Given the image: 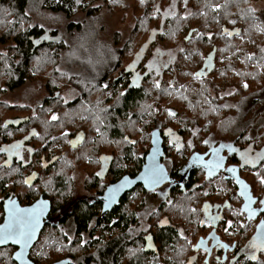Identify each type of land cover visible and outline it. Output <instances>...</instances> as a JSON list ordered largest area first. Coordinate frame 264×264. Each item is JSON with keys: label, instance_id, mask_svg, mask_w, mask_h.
I'll list each match as a JSON object with an SVG mask.
<instances>
[{"label": "flooded vegetation", "instance_id": "af4514ba", "mask_svg": "<svg viewBox=\"0 0 264 264\" xmlns=\"http://www.w3.org/2000/svg\"><path fill=\"white\" fill-rule=\"evenodd\" d=\"M51 1L57 4L61 0ZM207 1H211L218 10L229 7L230 16H236L234 4L237 0ZM29 2L23 15L24 20L16 22L21 27L19 35L28 37L33 46L32 51L38 47L45 49L50 45H63L65 48L62 49V54H57L56 57L66 60V63L62 61V67L54 71L56 74L50 79L55 81L52 90L47 89L45 78L40 75L30 76L14 91L0 85V227L6 219V207L9 205L14 204L17 209L31 208L38 201L45 202L44 209L49 205L50 212L43 219L44 226L38 242L30 251V259L37 248L45 247L43 239L46 236L54 237L55 250H61L65 246L70 254L63 257L58 255L45 264L63 260H69L70 264H85L81 252H90L92 256L96 250L95 243L98 246L101 242L106 245L114 237L121 236L123 230L142 236L141 250L134 246L127 247L128 259L142 256L144 264H157V258H162L152 233L157 219L159 229L172 228L183 236V241L188 244L193 242L191 254H182L177 260H173L169 254L167 264H248L252 257L258 256L260 252L264 253V247L251 246L256 237L264 235L259 227L264 222V203H261L264 201V185L261 187L255 184L259 191L254 192L251 184L252 165L245 164L241 156L245 152L250 157L259 153L254 150L251 138L243 141L244 134H231L229 130H224L226 125L221 121L214 122L213 127H207L209 124L201 123L197 118L177 116L166 104L165 116H160L162 111H158L156 106L145 104L144 109L149 108L147 112L152 113L153 117L144 118L146 123L139 121L132 136L126 134L122 121H118L117 130H110L108 127L109 120L113 117L106 115L111 114L112 107L119 105L112 90L122 92L123 96L127 89L145 86L151 89L152 84L155 86L162 83L163 79L165 82L170 80L169 87L173 88L172 66L180 48L158 44L156 40L159 35L151 29V34L147 35L134 53L129 54L127 65L113 71H101L100 78L90 81L97 84L94 87L106 94L110 93L108 96L112 99L94 96L85 99L76 88V67L88 64L75 62L78 59L76 45L79 39L76 25L81 24L86 28L90 19H96L101 13H110L101 9V4H90L89 0H74V10L80 9L75 18L84 15L81 6L89 5L86 13L91 11L92 14L85 16L89 19L88 23L67 21L66 30L72 35V41L70 35L69 39L64 38L58 27L53 24V27H49V20L53 22V16L63 15L62 12L46 9L47 0ZM173 2L176 3V15L172 11ZM145 5V12H155V16L159 18V34L163 33L161 27L166 20L189 12L187 0H170L163 6L157 5L154 10H150L147 3ZM242 10L244 18L255 20L262 12L264 16V0H245ZM121 13H124L123 9L117 15ZM226 17L225 15L224 19ZM14 19L15 16H11L9 20ZM237 27L235 20L230 24L222 23L221 37L214 42L221 47L220 50L227 53L221 54L220 59H245L246 66H249L253 57L250 49L237 53V44L232 43L242 32ZM206 35L213 39L210 34ZM123 37H120L119 43L122 46L115 45V37L110 41L102 37L99 39L102 47L98 46L99 49L93 50H99L100 55L104 49L113 47L120 50V57L125 54ZM0 47V55L10 54L6 53V48ZM216 49L218 50V46L214 45L202 58L201 69L207 71L204 62ZM40 54L45 55L42 52L37 55ZM50 55L51 52L46 56L51 57ZM158 61L168 62L159 74ZM217 62L216 53L208 66H216ZM35 65L40 64H32L29 70L32 75L40 72ZM233 71L236 73L235 69ZM108 73H115V76L102 79ZM215 73L218 76L219 69ZM153 75L157 76L158 82H154ZM35 83L39 84L28 86ZM24 88L27 97L25 101L6 100L8 95L16 96L17 91ZM151 94L155 95V92H150ZM35 95L37 99H34ZM147 102L148 100L145 103ZM169 112L174 115H169ZM235 112L240 114L241 121L245 119L242 117V110ZM53 115L56 116L55 120L52 119ZM143 124H148V129H144L146 126ZM156 130L162 140L161 163L168 172L167 181L151 190L141 183L124 181L119 184L126 177L134 180L139 176L152 148V134ZM247 131L249 132L248 124L246 134ZM250 135L249 133V137ZM221 136H228L229 141L225 142L227 140L221 139ZM125 184H132V188L124 191ZM116 185L115 190L111 191L114 195L110 194V188ZM188 210L194 212V219L186 215ZM81 211L90 213L84 225L86 228H79L76 222V214ZM178 214L182 221L180 225L172 221ZM125 218H129L126 224L123 223ZM187 222H193L192 227ZM102 230L108 233L104 239ZM148 236L153 237L156 251H146L145 238ZM201 239L208 240L202 243L204 248L196 249ZM216 241L218 243L212 247ZM44 249L47 250L46 247ZM0 250L11 251L10 260L17 264L13 261L17 247L10 245ZM121 264H129V260H122Z\"/></svg>", "mask_w": 264, "mask_h": 264}, {"label": "trees", "instance_id": "16d2710c", "mask_svg": "<svg viewBox=\"0 0 264 264\" xmlns=\"http://www.w3.org/2000/svg\"><path fill=\"white\" fill-rule=\"evenodd\" d=\"M89 1L90 4H101V9H105L112 15L117 14L122 9L124 12H128L132 9L139 13H136L138 18L135 20L133 30L123 37V41H125V54H123V51L121 53L123 54L122 56L119 57L118 53L120 50L118 51L113 47H111V49H104L100 55L99 50H88L89 53L96 52L94 57L93 54L90 56L91 58L87 57V51L78 52V54H83L84 52L86 54H84V59L78 56V61L75 60L76 64H81L82 62L88 63L76 67V88L85 99H89L92 96L112 99L108 96L110 93L106 94L100 88L94 87L97 84L90 81L100 78L101 71H113L119 69L121 66L127 65L129 63V54L132 52L134 53L137 47L142 44V42L139 43L140 39L146 38L148 34H151L149 33L151 29L153 33L159 35L156 40L158 44L165 47L180 48L177 59L172 66V69L178 72V78L172 79L174 80L173 88L170 89L169 87L170 83L168 82H170V80L165 82L163 79L162 83H157L155 86L152 84L151 89H147L146 86L136 89H127L123 96L122 92L116 89L112 90L113 97L114 99H118L119 105L112 107L111 114L106 115L107 117H113V119L109 120L108 124L110 130H117L118 121H122L124 127L127 126L128 123H133V121H139L140 119V121H143L142 123H146V119L144 118L153 117L152 113L150 115L147 112L149 108L144 109L145 102L148 100V102H151L149 104L156 106L158 111H162L160 116H165L167 114V112L165 114L166 104L167 108L169 107L172 109L177 116L197 118L201 123L209 124L207 127H213L215 125L214 122H224L223 125H226L224 126V130H229L231 134L237 136H239L240 133L244 134L243 141L247 138H251L254 150L264 153L263 12L260 13V17L252 20L249 17H243L244 10L242 9L245 5V0H237L234 4L237 9L236 16H230L229 7L225 10L216 9L211 1L187 0L189 12L183 16H174L166 20L164 26L161 27L163 33L159 34V31L157 33V30H160L158 27L160 26L159 18L155 16V12L144 11L146 7L145 3L149 5L150 10H154L157 5L163 6L164 4H168L170 0H143V2L142 0ZM29 3V0H0V45L4 49L6 48V53H10L9 55L7 54L8 56L0 55V85L14 91L21 87L30 76L37 77L40 75L45 78L47 89L52 90L54 89L52 84L55 83V81H50V79L56 74L54 71L62 67V61L66 63V60L58 59L56 55L62 54V49L65 47L63 45H50L45 47V49L38 47L34 51L31 50L33 46L30 44L28 37L26 35H19L21 27L19 23L16 24L17 21L22 22L24 20L23 15L25 8ZM74 4V0H61L57 4L53 3L51 0H47L46 9H50L53 12H62L68 19H74L75 16L78 15L77 12L80 11V9L77 11L74 10ZM89 7V5L81 6V10L84 12L83 18L85 23H88L89 20L85 16L92 14L91 11L86 13V9ZM7 13L9 14L8 16ZM225 15L227 16L226 19H224ZM11 16H15V19L9 20ZM233 20L238 23L237 30H242V32L237 35V42L235 40V42L232 43L237 44V53L246 52L250 49L253 57L249 62V66H246L247 62L245 59L238 58L235 61L220 59L221 54L226 52L220 50L221 47L214 42V40H219L221 37V24H230ZM11 21H13V23ZM195 28H199L200 30L198 31V29ZM76 30L78 34L77 37H81V33L83 34L82 37L84 34H89L88 31L84 33V28L81 24L76 25ZM190 31H192V33H189ZM137 33L138 36H136ZM206 34H210L213 39L208 38ZM114 37L115 45L122 46L119 44L121 35L115 33ZM186 37L187 39L185 40ZM214 45L215 47L218 46V50H214L213 59L217 53L218 61L216 66H212V72H214H211V74L207 76L197 77L196 73L202 70L200 68L202 58L214 47ZM68 51L67 49V52ZM41 52L45 55H37ZM50 52L51 57L46 56L49 55ZM213 59L209 56L206 62H204L207 71L208 68H211V66L207 65V62H212ZM67 61H69V59H67ZM36 63L40 64L39 66L35 65V68H38L40 72L32 75L29 73V70L32 64ZM218 69L219 74L216 76L217 74L215 72ZM234 69L236 73H234ZM114 74L115 73H108L104 75L102 79L108 77L112 78L115 76ZM152 78L154 82H158L157 76L153 75ZM47 80L49 81L47 82ZM152 88L155 90L153 91ZM175 89H178L179 94L177 92L175 95L173 94ZM229 89L232 90V93L228 95L227 90ZM150 92H155V95H150ZM178 97L182 98V100L177 101L179 102V106H172V100ZM235 110H242V117H245V119L241 121L239 119L240 114H237ZM235 120H237V122H235ZM247 124L249 127V132L247 131L248 134L245 133ZM143 126H146L144 129H148V124H143ZM249 133L253 135L249 137ZM126 152L128 155H131L130 152ZM250 167L252 170L251 184L254 187V192H256L259 190L255 184H259L261 187L264 185V183H261V181L264 180V160H262L259 165ZM76 215V222L79 228H82L87 218L90 216V213H83L81 211ZM186 215H190V217L194 219L193 215L195 214L193 211L191 213L188 210ZM128 219L129 218H125L123 223L126 224ZM172 221L174 224L180 225L182 223L181 216L178 214V217ZM187 223L192 227L193 222ZM154 226V232L152 233L160 248V255L162 256L160 259L157 258V264H167L169 254L172 255L173 260H177V257L182 254H191L193 242L188 244L187 241H183V236L172 228L166 227L159 229V219L156 220ZM83 228L86 227L84 226ZM123 231L121 236L114 237L106 245H103V242H101L100 246L95 243L94 249L96 250H94L95 252L92 253V256L90 252H81L84 263L121 264L122 260H129V264H144V258L142 256H134L130 259L127 257L129 254L128 248L130 246L137 247V250H141L143 245L142 236L138 237L136 234H131L125 230ZM107 234L102 230L103 239ZM53 238V236L44 237L45 240L43 239V241H45L44 244L47 250H45L44 247L41 249V251H43L41 256L35 259L31 256V260L36 264H45L47 262L45 259L49 257V254H45L47 252L51 253L53 260L56 259L58 255H62L63 257L65 254H70V251L65 246H62L61 250H55ZM2 252H5V250H2ZM257 255L258 256H254V258L252 257L251 263L248 264H264V253L260 252V254ZM8 257V262L6 264H14L10 260V254H8ZM41 259L45 261H41ZM2 264H5V262L3 261Z\"/></svg>", "mask_w": 264, "mask_h": 264}, {"label": "rangeland", "instance_id": "374dc122", "mask_svg": "<svg viewBox=\"0 0 264 264\" xmlns=\"http://www.w3.org/2000/svg\"><path fill=\"white\" fill-rule=\"evenodd\" d=\"M172 5H173V9H172L173 14L176 15V11H177L176 3L173 2ZM262 5H263V3H262ZM136 13H139V12H136V11H133L132 9H130L128 12H124V13H121L119 15H117V14H115V15L106 14L105 15V14L101 13L99 15V17H97L96 19H90L89 20V24L90 25L88 27L84 28V33L85 32L87 33V31H88L89 34H84V36L82 37L83 34L81 33V37L79 36V39L77 40V45H76L77 57L81 56L84 59V54H86L85 52L83 54H78L79 51H81V52L82 51H87L88 52V50H93L94 48H98L99 49V47H102L101 43L99 41V39L102 38V37L107 38L110 41L111 38L115 36V33H119L121 36H126L128 34V32L133 30V27L135 26V20L138 18ZM8 15L9 14L7 13V16ZM80 16H82V17H80ZM80 16L76 17L75 19H68V18L64 17V15H54L53 16V22L49 20V27H53V25L55 27H58L59 30L63 33L64 38L69 39L68 36L70 35V37H71L72 35L69 34L67 32V30H66V26H67V23H68L67 21L76 20V22H78V21H83L84 22V18H83L84 15H80ZM136 36H138V33L136 34ZM96 39H98V40H96ZM144 39L145 38L140 39L139 43L143 42ZM71 40L73 41L72 37H71ZM67 41H69V40H67ZM0 51H1V47H0ZM93 51H95V50H93ZM92 54H93V57H94V55H95L94 52H92L91 54H89V52H88V56L89 57ZM70 55L71 54H69V56ZM173 56H174V54H173ZM76 61H78V60L76 59ZM158 62L160 64L158 66V69H159L158 70V74H159V73L162 72L161 70L164 68V65L166 63H168V62H166V61H158ZM172 78L173 79L178 78L177 74H176V71L174 69H172ZM38 84L39 83H35L33 85L32 84H30V85L28 84V86H30V87L32 86L33 87V86H37ZM258 85H260V84H258ZM34 90L36 91V88H34ZM17 92H18V94L16 96L15 95H13V96L8 95L6 97V100L25 101L27 99L25 88L21 89V90H19ZM176 92L179 94L178 89L177 90L175 89L173 91V94L175 95ZM227 92H228V95H229V94L232 93V90L229 89V90H227ZM37 98L38 97L35 95L34 99H37ZM178 100H182V98L178 97L177 99H173L172 102H171V105L172 106H179V102H177ZM148 104H149V102L146 103V105H148ZM139 121L135 120V121H133V123H128V125L124 127V130H125L126 134H128V135L133 134L134 135L135 129L138 126V122ZM235 122H237V120H235ZM251 135H253V134H251ZM221 137H222L221 139H223V140L224 139H226V140L229 139L228 136H221ZM228 141L229 140H227L225 142H228ZM43 242H45V241H43ZM39 250H40V252H39ZM42 252L43 251H41V249L37 248L36 251L33 252L32 256L34 257V259L38 258V257L41 256ZM8 254L11 255V251L9 253L8 250H6L5 252H2V250H0V264H2L3 261L5 262V264L8 262V258H9ZM45 254H49V257H47L45 260H47V261H52L53 260V258L51 257V253L50 252H47ZM45 260L41 259V261H45Z\"/></svg>", "mask_w": 264, "mask_h": 264}, {"label": "water", "instance_id": "95a60500", "mask_svg": "<svg viewBox=\"0 0 264 264\" xmlns=\"http://www.w3.org/2000/svg\"><path fill=\"white\" fill-rule=\"evenodd\" d=\"M214 52L215 51H213L209 55V56H211V59H213V57H214ZM209 64H211V61H208L207 62V65H209ZM212 69H213L212 66H211V68H208V71H205L204 69H202V70H200V71H198L196 73V76L197 77L207 76V75H209L212 72ZM259 153H262V152H259ZM161 155H163L162 140H161V137H160V134H159L158 130H156L152 134V148L150 150V153L147 156L146 164L144 165L143 170L141 171V173L139 174V176L137 178H135L134 180L128 179L126 177L119 184H123L124 181L125 182H131L132 184H139V183H141V184H145L146 188L149 189V190L155 189L156 187L161 186L168 179V172H167L165 166L161 163ZM253 157H255V156H253ZM261 161H257V163L255 165H259ZM250 165H252V164H250ZM252 166H254V165H252ZM153 172L156 173L159 177H161L159 179V182L158 183H152L148 179V177ZM132 184H125L126 187H125L124 191L130 190L132 188ZM116 187H117V185L111 187L110 189H115ZM110 194L114 195V193H111V191H110ZM110 201H111V199H109V202ZM15 203L18 204L17 201H15ZM15 209H17V207H15L14 204L9 205V206L6 207L7 216H6V219H5L4 223L0 227V248L6 247V246H10V245H12L14 247H17L18 250L13 255V261L15 263H17V264H35L30 259V251H31V249L34 247V245L39 240L40 232H41V230L43 229V226H44L43 219H44V217H47L48 216V214L50 212V206L48 205L43 210L42 214L39 217V221H38V223L36 225L35 233H34L33 238L30 241H28L27 245L24 246L23 249H22V246L19 243L15 242L12 238L6 236L4 234V232L2 231L3 226L6 223L9 222L10 215H11V213ZM110 209L111 208H109V210ZM214 234L215 233L213 232V235ZM211 237H213V236H211ZM209 238H210V236H209ZM145 240H146V245H145L146 246V251L147 252L156 251V247H155V244H154L153 237L152 236H148L147 238H145ZM207 240L204 241V240L201 239L197 243L196 249H199L200 247H202V243H205ZM217 243H218V241L214 242L212 244V247L215 246ZM221 245H223V244L221 243ZM202 248H204V247H202ZM21 251H23V256L21 258H18L17 254L20 253ZM208 256H209V254H208ZM52 264H70V261L69 260H63V261L56 262V263H52Z\"/></svg>", "mask_w": 264, "mask_h": 264}, {"label": "snow or ice", "instance_id": "6c2138e0", "mask_svg": "<svg viewBox=\"0 0 264 264\" xmlns=\"http://www.w3.org/2000/svg\"><path fill=\"white\" fill-rule=\"evenodd\" d=\"M77 2H79V0H77ZM169 115H174V113L169 112ZM52 119L55 120L56 116L53 115ZM241 156L245 164L255 165L257 161L264 160V153H257L255 157H250L247 152H245L241 153ZM216 163L217 166H219V162L217 161ZM231 170L232 169H229V171ZM160 178L161 177L154 172L148 177L152 183H158ZM261 183H264V180H262ZM114 190L115 189H110V191ZM261 203H264V201H261ZM44 204L45 202L40 201L32 208L15 209L10 215L9 222L3 226L2 231L4 234L19 243L22 249L34 236L39 217L44 210ZM245 207L247 208V205H245ZM259 227L261 233H264V222H262ZM257 241H259V243ZM251 246L257 248L264 247V235L256 237ZM17 256L21 258L23 256V251L18 253Z\"/></svg>", "mask_w": 264, "mask_h": 264}]
</instances>
